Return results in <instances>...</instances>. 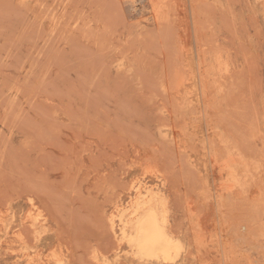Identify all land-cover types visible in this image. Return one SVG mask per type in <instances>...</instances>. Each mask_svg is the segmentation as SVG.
Segmentation results:
<instances>
[{
	"label": "rangeland",
	"instance_id": "obj_1",
	"mask_svg": "<svg viewBox=\"0 0 264 264\" xmlns=\"http://www.w3.org/2000/svg\"><path fill=\"white\" fill-rule=\"evenodd\" d=\"M0 264H264V0H0Z\"/></svg>",
	"mask_w": 264,
	"mask_h": 264
},
{
	"label": "bare ground",
	"instance_id": "obj_2",
	"mask_svg": "<svg viewBox=\"0 0 264 264\" xmlns=\"http://www.w3.org/2000/svg\"><path fill=\"white\" fill-rule=\"evenodd\" d=\"M136 194H137L136 195V199H140L143 196L146 197V198H148L151 195L150 190L147 189L146 186L143 187V188L142 187H139L137 189V191H136ZM140 227L143 229L142 230V233H141V242H142L143 245H145V244H151L153 241H158V240L161 239V232H160V230L157 227V224H156L154 215H150L148 218H146L140 224ZM123 233L125 234V231Z\"/></svg>",
	"mask_w": 264,
	"mask_h": 264
}]
</instances>
